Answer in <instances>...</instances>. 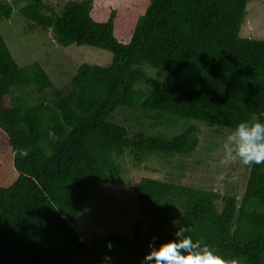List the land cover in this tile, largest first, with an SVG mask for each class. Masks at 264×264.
<instances>
[{"label": "trees", "instance_id": "obj_1", "mask_svg": "<svg viewBox=\"0 0 264 264\" xmlns=\"http://www.w3.org/2000/svg\"><path fill=\"white\" fill-rule=\"evenodd\" d=\"M22 1L20 14L59 46L104 50L113 60L80 66L57 90L39 64L19 67L0 33V133L9 147L0 156V264H103L105 256L141 264L145 239L159 244L186 224L230 264H264V165L251 166L241 198L135 175L132 237L83 241L76 227L91 189L122 179L126 154L136 167L191 157L196 124L234 131L264 113V40L240 36L249 0H141L127 16L96 15L95 0L68 2L60 13ZM12 14L0 1V21ZM126 23L122 42L118 25ZM121 110L131 117L125 124Z\"/></svg>", "mask_w": 264, "mask_h": 264}, {"label": "rangeland", "instance_id": "obj_2", "mask_svg": "<svg viewBox=\"0 0 264 264\" xmlns=\"http://www.w3.org/2000/svg\"><path fill=\"white\" fill-rule=\"evenodd\" d=\"M13 7L10 20L0 21V33L18 66L22 69L39 64L52 80L55 89L67 90L72 77L84 64L107 67L111 65L113 55L110 52L88 46H59L52 31H44L29 22L20 14L26 5L22 0H0ZM72 1L83 0H43L47 8L60 13L63 7ZM141 0H95L94 14H108L115 9L119 16H127L130 10H136ZM123 23L124 17L117 18ZM126 22V21H125ZM122 42H127V23ZM241 37L253 40H264V0H249L246 8ZM118 38V37H117ZM124 38V40H123ZM119 39V38H118ZM120 40V39H119ZM148 74L155 73L147 69ZM156 77V76H154ZM120 111L118 122L125 124L131 118L129 113ZM199 129L200 144L191 157H174L168 160L152 158L143 166L136 167L131 157L126 154L120 158L123 166L122 179L114 187L93 188L86 201L85 209L78 223L77 231L81 240L88 241L94 234L118 233L133 236L135 226L140 223L138 209L133 196L131 179L135 175L148 176L174 184L193 187L205 191L218 192L222 197L238 195L242 197L249 177L251 166L236 164L223 165V145L233 132L221 130L214 126L196 124ZM179 130H164V134H174ZM5 136L0 133V156L9 149ZM1 162V159H0ZM14 173H11V177ZM223 175L224 179L219 177ZM10 177V178H11ZM222 209V203L218 204ZM146 226L144 234L147 235ZM149 241L145 239L148 249Z\"/></svg>", "mask_w": 264, "mask_h": 264}, {"label": "clouds", "instance_id": "obj_3", "mask_svg": "<svg viewBox=\"0 0 264 264\" xmlns=\"http://www.w3.org/2000/svg\"><path fill=\"white\" fill-rule=\"evenodd\" d=\"M223 165L244 166L264 165V113H253L249 119L236 125L223 145ZM221 180L224 176L219 177ZM192 228L185 225L175 232L171 239L149 244V251L141 264H230L217 255L213 246L193 240ZM109 252L113 250L111 241L106 243ZM111 257L105 256L103 264H110Z\"/></svg>", "mask_w": 264, "mask_h": 264}]
</instances>
